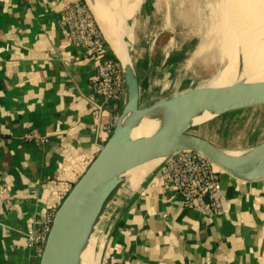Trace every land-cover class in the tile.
Instances as JSON below:
<instances>
[{"label": "crops", "instance_id": "1", "mask_svg": "<svg viewBox=\"0 0 264 264\" xmlns=\"http://www.w3.org/2000/svg\"><path fill=\"white\" fill-rule=\"evenodd\" d=\"M72 1L0 0V264H38L28 233L48 210L58 208L110 135L108 112L93 107L101 101L91 90L93 65L83 49L69 43L59 22L60 10ZM126 1H94L107 54L134 51L149 99L150 71L162 58L170 76L180 67V79L200 83L184 77H197L189 72L187 43H179L171 32L137 31L151 0H140L127 22H117ZM263 117L260 109L221 118L195 133L220 148L241 151L264 139ZM231 120L253 127L250 122H260L259 131L240 126L231 141L220 140L215 135L219 126ZM28 132L47 142L24 141ZM130 188L112 221L102 223L93 264H99L102 247L101 264H264V178L242 181L221 172L224 201L211 216L183 207L162 182L160 168Z\"/></svg>", "mask_w": 264, "mask_h": 264}, {"label": "water", "instance_id": "2", "mask_svg": "<svg viewBox=\"0 0 264 264\" xmlns=\"http://www.w3.org/2000/svg\"><path fill=\"white\" fill-rule=\"evenodd\" d=\"M94 1L99 0H83L107 42ZM124 54L127 62H123L121 53L114 55L121 64L123 76L116 125L58 206L38 264H80L90 238L105 218L112 221L131 189L130 183L134 184L139 177L160 168L178 153L196 152L219 171L238 180L264 178V139L248 149L233 151L220 148L195 133V129L212 121L264 109V83L245 85L241 82L235 86L188 93L182 100L172 97L149 104L134 51L130 49ZM205 113L210 117L195 125L194 119ZM144 119L158 121L156 130L149 136L133 138L134 130ZM154 161H157L156 165L143 175L133 173ZM102 251L103 247L99 264Z\"/></svg>", "mask_w": 264, "mask_h": 264}, {"label": "built area", "instance_id": "3", "mask_svg": "<svg viewBox=\"0 0 264 264\" xmlns=\"http://www.w3.org/2000/svg\"><path fill=\"white\" fill-rule=\"evenodd\" d=\"M59 22L69 43L83 49L86 59L93 65L95 75L91 80V90L101 100L99 104H93V107L96 111L108 112L110 123L106 131L111 134L118 119V106L123 93L121 64L107 54L102 33L83 1L65 4L59 12ZM23 140L38 145L47 142L45 137L34 132L26 133ZM160 176L164 185L178 195L183 207L210 216L220 212L224 201L221 172L200 154L189 151L176 154L160 167ZM56 210H48L36 221L35 229L28 233V246L38 259Z\"/></svg>", "mask_w": 264, "mask_h": 264}, {"label": "bare ground", "instance_id": "4", "mask_svg": "<svg viewBox=\"0 0 264 264\" xmlns=\"http://www.w3.org/2000/svg\"><path fill=\"white\" fill-rule=\"evenodd\" d=\"M188 1L189 0H187V2ZM196 1L197 0H194V2ZM200 1L204 4L203 8L208 10L210 13L208 18V34L207 37L197 46H193L194 48L190 51V57L187 65L190 66V64L194 62L204 59V56L210 55V60L218 63L222 67L213 76L209 77L207 81L185 88L186 90L180 94L166 99L181 97L182 100L188 93L198 90L216 89L227 85L235 86L241 82L245 85L259 84L262 80H264V0ZM131 5H128V8L124 10L125 14L123 13V18H121L120 14L116 15L117 22L120 21V24H124L130 19L131 13H133V7H131ZM197 5L198 3L196 2L194 10L197 16H199L201 14V9L198 8ZM99 6L100 5H98V7ZM100 10L105 12L103 9ZM113 18L112 20L115 19ZM124 26L126 27V25ZM130 33L128 36H130ZM118 35L121 36L120 34ZM115 39L117 41L118 38L115 37ZM118 40H120V38ZM111 42L115 41L112 40ZM116 43L117 42H115V45H117ZM118 45H120V43ZM123 52L121 53V58L123 62H127V57L124 54L125 52ZM209 117L210 115L205 113L201 117L194 119L193 123L195 125L201 124ZM158 123V121L153 122L144 119L134 130L133 138L151 135L156 130ZM156 163L157 161L150 162L138 170H135L133 173H137L139 171L142 172L144 169L156 165ZM102 223L97 228L96 233L90 238L86 249L82 253L80 264H93L92 255L94 248L98 244Z\"/></svg>", "mask_w": 264, "mask_h": 264}, {"label": "rangeland", "instance_id": "5", "mask_svg": "<svg viewBox=\"0 0 264 264\" xmlns=\"http://www.w3.org/2000/svg\"><path fill=\"white\" fill-rule=\"evenodd\" d=\"M198 3V8L201 9V14L197 16L194 5ZM194 2V0H151L152 8L150 11L146 10L140 20V24L137 27V31L141 33L144 29L150 30V35L152 32H161L164 31V35H167L168 32L177 35V39L179 43H187L189 45V51L193 49V46H197L203 39L207 37L208 28H209V11L205 10L203 2L200 0ZM140 0H127V8L128 5L131 7L139 6ZM134 5V6H133ZM193 6V7H192ZM125 8V9H127ZM134 10V8H132ZM167 9V10H166ZM125 14V12H124ZM132 15V13H131ZM124 15H121L123 18ZM133 21V20H132ZM207 26V27H206ZM155 27V28H154ZM158 29V30H157ZM167 54L166 50L163 55ZM210 55L204 56L205 58L201 61H196L192 63L193 65L190 67L189 72L195 73L197 77H192L193 75L187 74L184 77L187 80H197L200 83L205 82L209 79V77L213 76L217 71L221 69V65L216 62H213L209 58ZM163 59V58H162ZM161 59V62H162ZM161 62H157L156 65L151 69L150 74V84H151V95L148 103L155 102L161 96V100L166 99L171 96H176L186 90L185 88L195 86L200 83H185L183 79H180V75L183 74V69L176 68L173 71L172 75H169L171 71L169 65ZM164 62V61H163ZM197 63V64H196ZM188 73V72H187ZM200 77V78H199ZM191 78V79H190ZM205 79V80H204ZM173 83V84H172ZM260 83H264L262 80ZM172 84V85H171ZM155 96V97H154ZM154 97V98H153ZM155 100V101H154ZM262 119V120H261ZM260 120L263 122L264 117ZM247 123V121H246ZM236 122L235 120H231L225 124L219 126V132L215 135L220 138L227 140H232V133L240 129L242 126L244 129H248L249 132L255 134L258 133V129L260 126V122H250L255 123V126H249V122ZM246 127V128H245ZM247 130V131H248ZM198 129H195L197 132ZM228 138V139H227ZM223 143V141H222ZM225 144V142H224ZM229 150V149H227Z\"/></svg>", "mask_w": 264, "mask_h": 264}]
</instances>
